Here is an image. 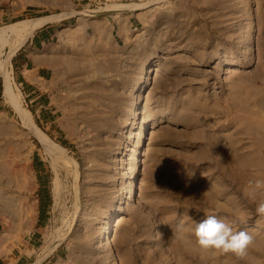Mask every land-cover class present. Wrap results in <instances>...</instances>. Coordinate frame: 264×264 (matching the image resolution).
Here are the masks:
<instances>
[{
  "label": "rangeland",
  "instance_id": "rangeland-1",
  "mask_svg": "<svg viewBox=\"0 0 264 264\" xmlns=\"http://www.w3.org/2000/svg\"><path fill=\"white\" fill-rule=\"evenodd\" d=\"M44 17L9 60L19 38L0 34V68L65 153L24 128L0 76V264H264L245 194L264 180V0H0V33ZM43 34L50 69L27 85L17 61ZM206 214L253 234L246 257L174 235Z\"/></svg>",
  "mask_w": 264,
  "mask_h": 264
},
{
  "label": "clouds",
  "instance_id": "clouds-1",
  "mask_svg": "<svg viewBox=\"0 0 264 264\" xmlns=\"http://www.w3.org/2000/svg\"><path fill=\"white\" fill-rule=\"evenodd\" d=\"M261 189H264V180L250 181L245 194L255 202L257 217L264 218V199H256ZM177 232L189 233L201 249L231 253L241 259L247 256L249 248L254 244V236L249 230H234L231 223L215 214H206L198 222L186 223L181 220L174 235Z\"/></svg>",
  "mask_w": 264,
  "mask_h": 264
},
{
  "label": "bare ground",
  "instance_id": "bare-ground-1",
  "mask_svg": "<svg viewBox=\"0 0 264 264\" xmlns=\"http://www.w3.org/2000/svg\"><path fill=\"white\" fill-rule=\"evenodd\" d=\"M160 2L161 1H158V2H156V4H159ZM54 18L44 17V18H38V19H34V20H26V21H21L19 23L13 24V25H9L8 27H6L4 29L2 28L3 29L2 33H0L1 36H3L4 33H6V32H11V33H14V35H16L19 38V40H18L19 42L17 41L18 43L16 42V44L11 46L10 54L8 53V55H9L8 56V60L11 58V56L13 54H15L19 50V48L25 43V41L29 38V36H31L35 32V30H37L38 28L44 26L49 21L54 20ZM2 38L4 39V36ZM4 41H5V39H4ZM7 62L8 61H6V63ZM156 71H158L157 68L150 70L149 77H151L153 75L155 77L154 73ZM9 73L10 72L7 71V66L6 65L3 66L2 68H0V76H2V78H4L3 95H4V98H5V101H7L8 103H10L11 105L14 106V108L16 109V112L18 113V115H19V117L21 119V122H22L24 128L27 129L28 132H30L31 135H33V136H35L37 138V140L42 144V146L45 149L46 153H48L49 155L53 156V158H55L56 156L64 157L63 153H65V151L60 146L56 145L53 141H51L50 138L37 126V124L35 123V121L33 120L32 116H31V114L28 111H26L25 109L22 108L21 95H20L19 92H17V87L15 88V84H14L13 79L11 78V75ZM156 76H157V73H156ZM152 79H153V77H152ZM132 115H133V118H136V114L134 112L132 113ZM132 157L134 159V166H135L136 165V158H135L134 150H132ZM66 160H67V163L75 169L74 170L76 172L75 176H77L78 172H79L78 163L75 162V160L74 161L70 160V159H66ZM2 164H3V162L0 159V165H2ZM131 179L133 180V176H132ZM131 183H133V182H131ZM58 186H59V182H56V187H55L54 190H58ZM130 193H131V196H132L133 195V187H131ZM58 194H59V192H58ZM131 196L129 198H131ZM122 220H124V218L120 217L116 221L117 223H116L115 226H117L119 223H121ZM102 234H103V232H101L99 230V232L97 233V238L99 239ZM111 243H112L111 238L109 236H106V242L104 243V245L101 246L102 247L101 250L104 253H106V255H108V254L111 255V248H110L111 247Z\"/></svg>",
  "mask_w": 264,
  "mask_h": 264
},
{
  "label": "crops",
  "instance_id": "crops-1",
  "mask_svg": "<svg viewBox=\"0 0 264 264\" xmlns=\"http://www.w3.org/2000/svg\"><path fill=\"white\" fill-rule=\"evenodd\" d=\"M43 38V40H41ZM45 34L43 36H34L33 39V46L29 52V58L21 59L17 61V68L21 69L24 77L26 78L27 85H33L36 81L44 80L46 78V71L45 69H50L49 66H46L41 63V60L38 56H36L37 52V44L40 42L41 44L44 43ZM33 63L34 67L29 68V62ZM27 76V77H26Z\"/></svg>",
  "mask_w": 264,
  "mask_h": 264
}]
</instances>
